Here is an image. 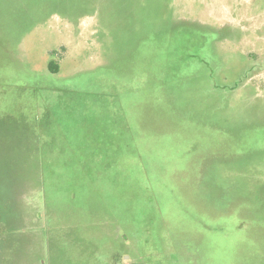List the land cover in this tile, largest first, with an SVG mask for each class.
Returning <instances> with one entry per match:
<instances>
[{"label": "rangeland", "instance_id": "rangeland-1", "mask_svg": "<svg viewBox=\"0 0 264 264\" xmlns=\"http://www.w3.org/2000/svg\"><path fill=\"white\" fill-rule=\"evenodd\" d=\"M0 264H264V0H0Z\"/></svg>", "mask_w": 264, "mask_h": 264}, {"label": "trees", "instance_id": "trees-1", "mask_svg": "<svg viewBox=\"0 0 264 264\" xmlns=\"http://www.w3.org/2000/svg\"><path fill=\"white\" fill-rule=\"evenodd\" d=\"M48 68L51 72H57L58 70V65L54 61H50L48 64Z\"/></svg>", "mask_w": 264, "mask_h": 264}]
</instances>
